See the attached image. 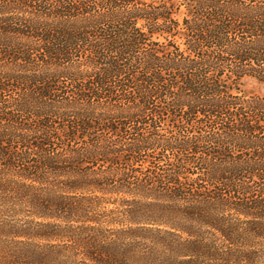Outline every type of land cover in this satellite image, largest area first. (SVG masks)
<instances>
[{"label":"trees","instance_id":"obj_1","mask_svg":"<svg viewBox=\"0 0 264 264\" xmlns=\"http://www.w3.org/2000/svg\"><path fill=\"white\" fill-rule=\"evenodd\" d=\"M247 76L264 0H0V264H264Z\"/></svg>","mask_w":264,"mask_h":264},{"label":"rangeland","instance_id":"obj_2","mask_svg":"<svg viewBox=\"0 0 264 264\" xmlns=\"http://www.w3.org/2000/svg\"><path fill=\"white\" fill-rule=\"evenodd\" d=\"M183 9H180L179 15H181ZM239 94L243 95H264V82H260L253 77H244Z\"/></svg>","mask_w":264,"mask_h":264}]
</instances>
